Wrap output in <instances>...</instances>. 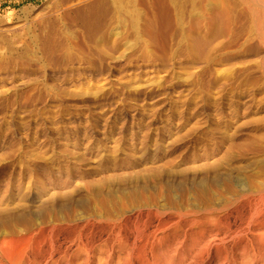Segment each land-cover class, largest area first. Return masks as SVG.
Segmentation results:
<instances>
[{"label": "rangeland", "instance_id": "1", "mask_svg": "<svg viewBox=\"0 0 264 264\" xmlns=\"http://www.w3.org/2000/svg\"><path fill=\"white\" fill-rule=\"evenodd\" d=\"M247 1L223 0L227 21L190 32L203 0H121L124 13L110 0H0L4 252L36 247L21 238L40 227L63 229L62 249L69 232L103 239L121 217L120 235L141 233L135 251L148 237L158 264H264V36L249 17L264 0ZM213 231L222 243L203 252Z\"/></svg>", "mask_w": 264, "mask_h": 264}, {"label": "bare ground", "instance_id": "2", "mask_svg": "<svg viewBox=\"0 0 264 264\" xmlns=\"http://www.w3.org/2000/svg\"><path fill=\"white\" fill-rule=\"evenodd\" d=\"M106 1V0H105ZM111 1V5H113V7L120 13H124L126 12V10H124V6H123V3L121 2V0H110ZM162 2V5L167 9V10H170L171 8H174L173 7V4L175 2V0H160ZM205 2L203 3H207L208 6H207V9H202V5L200 6V9H197V12L196 13H192L189 17H188V29L190 32H193L194 30H197L198 28H200L203 24H211L214 20H218V18H222L223 20L227 21L228 20V11H227V8L226 6L222 5L224 4L223 3V0H203ZM222 1V3L220 2ZM242 2H246L247 0H241ZM255 2L256 3V0H248L247 2ZM259 1V0H257ZM263 1V0H262ZM94 2V1H93ZM91 3V4H88L86 7H85V13L87 14V16H92L94 14H96L100 9V7L102 8L101 5V2H97V3ZM159 2V0H158ZM202 3V4H203ZM260 2H258V5H259ZM257 4V3H256ZM255 4V5H256ZM107 5V4H106ZM206 5V4H205ZM247 5V4H246ZM251 5V4H249ZM257 5V6H258ZM262 5V3H261ZM264 5V4H263ZM262 5V6H263ZM162 6V7H163ZM248 6V5H247ZM260 6V5H259ZM161 7V8H162ZM250 7V6H248ZM264 7V6H263ZM261 8V7H260ZM102 10V9H101ZM252 10V11H251ZM251 13L249 14L250 16V21H251V27L253 26V28H256V30H254L255 32L258 31V32H261L260 34L262 36H264L263 32H264V11H259V9H257V7L251 9ZM128 11V10H127ZM83 11H81L80 13H82ZM130 13V12H129ZM126 14V13H125ZM85 15V14H84ZM133 14H131L132 16ZM173 18L176 22L180 23L181 21V17L174 13L173 14ZM131 20H133V18H131ZM224 24V23H223ZM253 31V32H254ZM256 34V33H255ZM258 34V36L260 35ZM257 36V35H256ZM258 38V37H257ZM261 38V36H260ZM260 40V39H259ZM262 41V40H260ZM262 43V42H261ZM263 44V43H262ZM71 57V55L66 52V54L63 55V58L66 59V60H69ZM72 58V57H71ZM263 192H264V189H262ZM251 190H249L250 192ZM254 192V191H253ZM240 194V193H239ZM251 194L252 191H251ZM237 195V194H236ZM246 195V194H244ZM248 195V193H247ZM250 195V194H249ZM248 195V196H249ZM254 195V194H253ZM247 196V197H248ZM245 197V198H247ZM254 197V196H253ZM242 199V196L240 197ZM239 198V199H240ZM237 199V198H236ZM248 200H250V198H247ZM255 199V198H254ZM253 199V201H254ZM256 200V199H255ZM236 201V200H235ZM234 201V202H235ZM252 201V202H253ZM232 203V202H231ZM243 203V202H242ZM251 203V202H250ZM230 204V203H229ZM244 204V203H243ZM254 204H255V201H254ZM226 205V204H225ZM232 205V204H231ZM235 205V204H234ZM233 205V206H234ZM248 205V204H247ZM244 204V206H247ZM252 205V204H251ZM228 206V205H227ZM239 208L241 205H239ZM253 206V205H252ZM255 206V205H254ZM221 207V206H220ZM222 207L224 208V204H222ZM231 207V206H230ZM192 208V207H191ZM229 208V207H228ZM228 208L225 206L224 209L228 210ZM242 208V207H241ZM249 208H251V206H249ZM256 208V207H255ZM260 208V207H259ZM194 209V207H193ZM254 208H252L251 210H253ZM178 210V209H176ZM187 210V209H186ZM235 210H238V208ZM241 210V209H240ZM250 210V211H251ZM256 210V209H254ZM253 210V211H254ZM182 211V210H181ZM192 211V210H191ZM189 211V212H191ZM194 211V210H193ZM230 211V210H229ZM257 211V210H256ZM180 212V211H179ZM189 212L187 214H189ZM225 212V211H224ZM227 212V211H226ZM232 212V211H231ZM234 212V211H233ZM239 212V211H238ZM264 212V210H263ZM175 213V211H174ZM194 212L190 213L191 216H193ZM252 213V212H251ZM255 213V212H254ZM260 213V211H259ZM181 214V212H180ZM186 214V215H187ZM240 214V213H239ZM256 214V213H255ZM254 214V215H255ZM228 215V214H227ZM226 215V217H227ZM234 215V213H233ZM251 215V214H250ZM253 215V214H252ZM184 216V215H183ZM188 216V215H187ZM223 216V215H222ZM230 216V214H229ZM237 216H238V213H237ZM249 216V215H248ZM260 216H262V214H260ZM178 217V216H177ZM225 217V219H226ZM252 217V216H251ZM263 217V216H262ZM109 218V217H108ZM121 218V217H120ZM119 218V219H120ZM182 218V217H181ZM218 218V217H217ZM228 218V217H227ZM256 218V216H255ZM257 218L259 219V217L257 216ZM261 218V217H260ZM113 220V218L110 220V219H106V225L105 227H102V228H106L108 229V232L107 234L104 236L103 234V239H101V235H98L97 233L99 232H92L90 230V233H81L79 234L76 238H74V236H71L69 232V236H65V239L68 240V243H69V247H66L64 249H62L60 246L62 243H59L60 245L57 244V240L58 238L63 234V229L61 228H56L55 226H53L52 228L50 229H46V228H43V227H40L38 228L37 232L38 235H37V239L35 240L34 237H30V236H23L22 235V238H21V242H25L27 244H29L30 241H33L35 244H36V247H31L29 249H27V251H24V252H20V251H16V249L11 252H4L5 250H3V247L2 245H0V264H59L60 261L62 260H65V262L67 264H70L71 261L75 260L76 257L79 255V254H83L84 255V264H92L94 263V258L99 255V256H103L102 260L99 259L98 262L101 260V262L99 264H108V262L111 260V258L113 257L114 254L116 253H119V252H123V254L125 253L126 254V258L124 259L125 262L124 263H120V264H158L157 260L155 259L156 255L152 252V249H150V247L152 246H149L147 245V239L148 237L146 238V242L144 243L142 240V246L141 248H138V250L135 251V245H136V240L138 238V236L141 235L140 232H136L135 230V236H132V242H129L128 240V237L127 236H124L122 237L120 235V224H121V220ZM222 219V218H221ZM249 217L247 218V221H248ZM96 220V219H95ZM98 220V219H97ZM102 220V218H99L98 220V223H95L93 222L89 228H91L93 230V228L95 229L96 227H99L97 226L99 223V221ZM216 220V219H215ZM220 220V219H219ZM217 220V221H219ZM256 220V219H255ZM215 221V222H217ZM221 221V220H220ZM223 221V219H222ZM254 221V220H253ZM104 222V220H103ZM104 222V223H105ZM223 222H226V221H223ZM222 222V224H223ZM227 222H228V219H227ZM246 222V221H245ZM259 222V221H258ZM261 222V221H260ZM259 222V223H260ZM90 224V222H88ZM102 223V222H101ZM250 223V222H249ZM255 222H253L254 224ZM220 224V223H219ZM229 224V223H227ZM104 225V224H102ZM205 225V224H204ZM226 225V224H225ZM249 225V224H248ZM251 225V223H250ZM255 225V224H254ZM52 226V225H51ZM86 226H88L86 224ZM101 226V224H100ZM218 226V224H217ZM222 226V225H221ZM231 226V225H230ZM253 226V225H252ZM257 226V225H256ZM85 227V226H84ZM83 227V228H84ZM207 227V226H206ZM229 227V226H228ZM249 227V226H248ZM88 228V229H89ZM100 228V227H99ZM98 228V229H99ZM234 229V228H233ZM240 229V228H238ZM242 229V228H241ZM246 229V228H245ZM97 230V228H96ZM95 230V231H96ZM140 230V229H139ZM212 230V229H211ZM222 230V229H221ZM230 230V229H229ZM237 230V229H236ZM70 231V230H69ZM100 231H103L100 229ZM257 231V234L259 237H262L264 235V221H263V218H262V222L260 224H258V227L256 229ZM83 232V231H82ZM212 232V231H211ZM224 232V231H223ZM232 232V231H231ZM241 232V231H240ZM244 232H248V229L247 231H244ZM106 233V232H105ZM155 233V232H154ZM153 233V234H154ZM216 233V232H215ZM220 233V232H219ZM227 233V232H226ZM235 233V232H234ZM254 233V232H253ZM256 233V232H255ZM72 234V233H71ZM100 234V233H99ZM143 234V233H142ZM148 233L145 234L144 232V236L147 235ZM150 235H152L151 233H149ZM221 234V233H220ZM245 234V233H244ZM249 234V232H248ZM252 235V233H250ZM242 235V234H241ZM240 235V237L242 238V236ZM130 236V235H129ZM224 236V235H223ZM221 236V237H223ZM235 236V235H233ZM247 236V235H246ZM253 236V235H252ZM62 237V236H61ZM64 237V236H63ZM152 237V236H151ZM197 237V235H196ZM207 237L209 238V240L207 241V243L205 245H203L205 251L203 252H210V249H211V246H214L212 245L214 242H218L217 244H219V242L222 241V239L218 238L215 234H214V231H213V234L212 235H207ZM236 237V236H235ZM245 237V235H244ZM255 237V236H254ZM258 237V238H259ZM36 238V237H35ZM194 238V237H193ZM224 238V237H223ZM251 238V236H250ZM249 238V239H250ZM256 237V240L258 239ZM19 239V238H18ZM156 239V238H155ZM195 239V238H194ZM201 239V238H200ZM225 239H226V236H225ZM253 239V238H252ZM251 239V241H253ZM15 240V239H14ZM13 239H9L7 240V242L11 245H13L12 243H16V241H14ZM20 240V239H19ZM18 240V241H19ZM144 240V239H143ZM154 240V239H153ZM239 240V239H238ZM243 240V239H242ZM247 239L245 238V241ZM101 241L100 243H97ZM250 241V240H249ZM60 242V241H59ZM140 242V241H139ZM151 242V241H150ZM154 242V241H153ZM152 242V244H153ZM254 242V241H253ZM256 242V241H255ZM222 243V242H221ZM251 243V242H250ZM250 243H249V246L250 247ZM18 244V243H17ZM248 244V243H246ZM253 244V243H252ZM256 244V243H255ZM10 245V246H11ZM76 247L77 249H80L78 250L77 252L78 253H72L70 252V248L71 246ZM138 245V243H137ZM244 245V244H243ZM29 246V245H28ZM66 246V245H65ZM139 246V245H138ZM216 246V244H215ZM224 246V245H223ZM247 246V245H246ZM252 246V245H251ZM153 248V247H152ZM218 248V247H217ZM253 248V247H251ZM75 249V248H74ZM73 249V251H74ZM76 249V250H77ZM222 249V248H221ZM225 249V248H224ZM248 249V248H247ZM258 249V248H257ZM19 250V249H17ZM264 251V245H263V249ZM262 250L260 252H262ZM135 251V253H134ZM243 251V250H242ZM213 252V251H212ZM249 252V251H248ZM259 252V251H258ZM259 252V253H260ZM158 253V252H157ZM156 253V254H157ZM201 253H202V250H201ZM264 254V252H262ZM135 254V255H134ZM203 254V253H202ZM207 254V253H206ZM261 254V255H263ZM159 255V254H158ZM157 255V256H158ZM177 255V254H176ZM255 255V254H254ZM260 255V256H261ZM56 256L57 259H55L54 257ZM203 256V255H202ZM200 255V257H202ZM208 256V255H207ZM227 256V255H226ZM257 256V255H256ZM259 256V255H258ZM205 257V256H204ZM203 257V258H204ZM215 257H218V259L220 260V257L218 255V252H216L215 254ZM99 258V257H97ZM101 258V257H100ZM201 258L199 259L198 261H203L204 262V259ZM254 258V257H253ZM55 259V260H53ZM198 259V258H197ZM206 259V258H205ZM168 260V259H167ZM221 260L223 261H226L227 260V257H222ZM252 260V259H251ZM122 261V260H121ZM169 261V260H168ZM206 261V260H205ZM171 262V261H170ZM252 262V261H251ZM119 263V262H118ZM169 263V262H168ZM201 263V262H200ZM160 264V262H159ZM170 264V263H169ZM195 264V262H194ZM198 264V263H197ZM202 264V263H201Z\"/></svg>", "mask_w": 264, "mask_h": 264}]
</instances>
